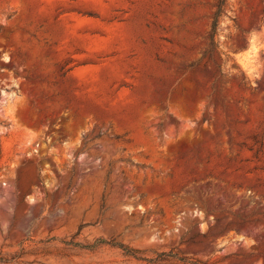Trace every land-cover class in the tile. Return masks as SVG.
<instances>
[{
	"label": "rangeland",
	"instance_id": "1",
	"mask_svg": "<svg viewBox=\"0 0 264 264\" xmlns=\"http://www.w3.org/2000/svg\"><path fill=\"white\" fill-rule=\"evenodd\" d=\"M0 264H264V0H0Z\"/></svg>",
	"mask_w": 264,
	"mask_h": 264
}]
</instances>
